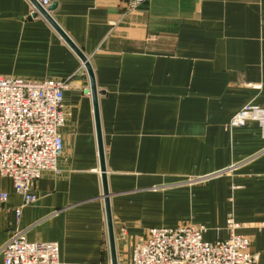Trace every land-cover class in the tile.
<instances>
[{
    "label": "crops",
    "instance_id": "0c3cea01",
    "mask_svg": "<svg viewBox=\"0 0 264 264\" xmlns=\"http://www.w3.org/2000/svg\"><path fill=\"white\" fill-rule=\"evenodd\" d=\"M53 4V18L88 56L102 92L119 262L149 228L201 223L215 240L227 238L233 215L264 264V136L258 121L227 127L246 104L264 107V0ZM34 11L31 0H0V74L68 81L64 151L59 171L36 181L33 204L22 206L12 179L0 173V197L8 194L0 198V251L26 228L30 241L59 242L62 264H112L89 74ZM232 165L231 174H218Z\"/></svg>",
    "mask_w": 264,
    "mask_h": 264
},
{
    "label": "built area",
    "instance_id": "2783aa9c",
    "mask_svg": "<svg viewBox=\"0 0 264 264\" xmlns=\"http://www.w3.org/2000/svg\"><path fill=\"white\" fill-rule=\"evenodd\" d=\"M145 1L131 0V7ZM38 2L46 10L52 4V0ZM67 86V80L33 82L0 74V173L12 179L15 191L23 197L22 206L37 202L35 183L45 171H59ZM251 120L259 122L264 136V107L252 103L236 112L227 127L243 126ZM235 168L232 165L218 174ZM7 196L4 192L0 198L6 200ZM22 206L16 209L18 220ZM240 226L230 215L226 225L229 237L215 240L205 237L208 227L201 223L152 227L138 238L123 264H260L258 255L250 251V238L238 232ZM27 231L18 228L1 248L2 264H62L59 242L30 241ZM119 237H127L124 226Z\"/></svg>",
    "mask_w": 264,
    "mask_h": 264
},
{
    "label": "water",
    "instance_id": "95a60500",
    "mask_svg": "<svg viewBox=\"0 0 264 264\" xmlns=\"http://www.w3.org/2000/svg\"><path fill=\"white\" fill-rule=\"evenodd\" d=\"M37 12L34 15L41 14L44 16L48 22L59 32V34L65 39V41L70 45V47L78 54L81 58L86 70L89 74L90 78V92L94 102V112L96 119V127L98 132V144H99V153H100V164H101V172H102V181H103V196L105 201V209L107 215V224H108V234H109V242H110V251H111V262L112 264H118V256L116 251V238L113 226V220L111 215L110 208V191L108 189L107 176H106V165H105V155H104V146L101 135V127H100V116H99V108H98V95L100 92L97 88L96 80L92 65L88 59V56L82 51V49L75 44V42L68 36V34L61 28L58 22L53 18L50 14L56 4H53L47 8V10L38 2V0H31Z\"/></svg>",
    "mask_w": 264,
    "mask_h": 264
},
{
    "label": "rangeland",
    "instance_id": "374dc122",
    "mask_svg": "<svg viewBox=\"0 0 264 264\" xmlns=\"http://www.w3.org/2000/svg\"><path fill=\"white\" fill-rule=\"evenodd\" d=\"M37 12V11H36ZM36 12H34V14L36 13ZM50 14H51V11H50ZM52 15V14H51ZM247 124V123H246ZM224 173H230L231 174V172H223V173H221V174H224ZM234 174V173H233ZM232 174V175H233ZM201 180V179H200ZM33 204V203H32ZM230 216V215H229ZM228 216V217H229ZM233 216V215H232ZM228 219V218H227ZM235 219V218H234ZM238 222V221H237ZM205 225V224H204ZM226 225H227V221H226ZM241 225V224H240ZM225 229H226V226H225ZM226 231H227V229H226ZM239 232V231H238ZM227 233H228V231H227ZM240 233V232H239ZM242 234V233H241ZM245 235V234H244ZM247 236V235H246ZM229 237V233H228V236H227V238ZM249 237V236H248ZM217 238H220V237H217ZM222 239H226V238H222ZM251 251V250H250ZM121 262H123V263H125L122 259L120 260V262H119V260H118V264H120ZM122 263V264H123Z\"/></svg>",
    "mask_w": 264,
    "mask_h": 264
}]
</instances>
